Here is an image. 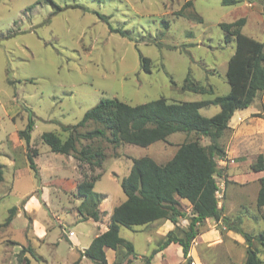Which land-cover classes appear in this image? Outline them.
Returning <instances> with one entry per match:
<instances>
[{"label": "rangeland", "instance_id": "obj_1", "mask_svg": "<svg viewBox=\"0 0 264 264\" xmlns=\"http://www.w3.org/2000/svg\"><path fill=\"white\" fill-rule=\"evenodd\" d=\"M248 2L254 8L259 5L256 0L231 5L221 0H0V264H24L18 255L28 246L32 250L23 255L29 264H74L79 250L107 228L114 206L125 199L120 180L129 173L132 159L149 156L164 163L181 142L195 138L193 133L175 132L145 147H113L101 141V168L84 169L98 175L94 191L103 196L98 204L102 217L95 222L80 221L77 212L81 198L76 188L82 175L76 160L51 151L40 135L54 131L66 136L62 126L75 124L101 98L134 105L159 97L183 102L226 94L225 73L235 40L225 41L220 23L246 16L241 31L264 40L262 18L251 13ZM140 56L148 58V70L142 68ZM189 82L211 90L183 89ZM254 107L250 122H236L219 139L224 153L215 157L216 197L228 220L197 223L190 264H244V238L229 227L239 223L253 235L264 230V207L256 205L264 170L250 168L259 154L264 156V118L257 116L264 113V91L254 99ZM218 111L217 105L199 110L204 116ZM29 118L34 122L29 146L36 150V177L26 157V142L18 134ZM199 141L209 143L204 136ZM180 204L184 216L175 232L183 236L191 213L186 200ZM13 206L11 221L4 224ZM157 231L159 227L154 230L151 225L120 226V236L134 245L135 263L155 248L161 239ZM254 247L264 262V250L257 242ZM123 252L106 249V264ZM79 264L92 262L82 257ZM155 264L187 261L171 245Z\"/></svg>", "mask_w": 264, "mask_h": 264}, {"label": "trees", "instance_id": "obj_2", "mask_svg": "<svg viewBox=\"0 0 264 264\" xmlns=\"http://www.w3.org/2000/svg\"><path fill=\"white\" fill-rule=\"evenodd\" d=\"M256 1L262 6L261 17L264 24V0ZM221 2L231 5L237 0ZM100 17L105 19L103 15ZM245 20V17H239L230 23H220L225 32V41H230L232 37L235 40L234 52L228 59L225 73L229 84L226 94L206 100L183 102H169L166 98L159 97L134 105L117 98H101L75 124L62 126L67 132L66 136L61 137L54 131L40 135L42 142L51 151L71 155L76 160L82 175L76 188V195L81 198L77 207L80 221H99L102 217L98 204L103 196L94 191L98 175H88L84 171L85 168L90 172L101 168L105 159L101 141L113 147L126 143L145 147L156 141H166L167 136L175 132L195 135V138L181 142L173 156L164 163H158L149 156L132 159L129 173L120 180L125 199L114 206L106 230L93 237L86 248L79 250L74 264H79L82 257L91 260L92 264H106V249L124 250L112 264H138L133 260L136 257L134 245L120 236V226L133 229L162 220H170L176 225L178 219L184 216L181 199L190 205L191 218L187 231L179 236L175 228L169 230L139 264H150L154 254L171 243L182 247L183 257L190 264L188 253L191 241L198 233L197 223L209 218L227 222L228 219L218 207V186L214 178L217 170L215 157L224 153L219 139L229 129L228 122L233 113L250 106L256 96L264 91V40L259 41L241 31ZM113 30L121 35L126 34L121 29ZM140 59L142 68L148 70V58L140 56ZM185 81L188 82L189 78L186 77ZM182 88L200 93L211 90L193 82ZM209 105L219 106V111L212 116L202 115L199 110ZM257 116L264 118V113ZM33 125V119L29 118L18 134L26 142V157L36 177L37 167L33 160L36 150L29 146ZM201 136L209 139L207 145L200 143ZM1 166L0 164V180ZM250 168L253 171L264 170L263 154L258 155ZM258 182L256 205L261 208L264 207V176ZM15 209V206L9 209L4 224H9ZM229 228L244 238L247 246L244 264H264L258 256L259 250L254 247V242H257L264 250V230L253 235L244 231L239 223ZM25 250L31 251L32 247H22L18 258H23L24 264H29V260L23 255Z\"/></svg>", "mask_w": 264, "mask_h": 264}, {"label": "crops", "instance_id": "obj_3", "mask_svg": "<svg viewBox=\"0 0 264 264\" xmlns=\"http://www.w3.org/2000/svg\"><path fill=\"white\" fill-rule=\"evenodd\" d=\"M252 6L253 5V2H248V5L247 6ZM261 9H262V6H261V4L259 3V5L257 6V8H254V5H253V8H251V13L252 12H256V13H258V16H260V20H261ZM246 17V16H245ZM246 21H248V17H246ZM263 22V21H262ZM249 36H251V35H249ZM251 37H253V36H251ZM255 110H256V107H254V101H253V103L250 105V106H248L247 108H244V109H238V110H236L234 113H233V115H232V117L230 118V120H229V122H228V126L230 127V128H235V126H236V122H242V121H247V123L248 122H250V121H248L249 119L251 120V115L252 114H254L255 113ZM264 124V123H263ZM181 200H183V199H181ZM180 219V218H179ZM178 219V221H180ZM178 221H177V223L176 224H178ZM96 222V221H95ZM148 225H151V229H156V227H159V229L161 230V231H157L159 234H157L159 237H162L163 235H165L169 230H171V229H174L175 228V224L173 223V222H171L170 220H162V221H155V222H152V223H150V224H148ZM148 225H144V226H137V227H139V228H144L145 226H148ZM157 225V226H156ZM156 226V227H155ZM153 227V228H152ZM136 228V227H135ZM106 230V229H105ZM104 230H102V231H100L99 233H101V232H103ZM99 233H95L94 234V236L93 237H95L97 234H99ZM148 235H150V234H148ZM151 236V235H150ZM91 242V241H90ZM89 245V244H88ZM171 245H176L177 246V248H178V250H179V252L181 253V254H183V252H182V247L179 245V244H175V243H171V244H169L167 247H165L164 249H162V250H160V251H158V252H156L155 254H154V256L152 257V259H151V261H150V264H155V261L157 260V261H159V260H163L164 258H165V256H166V251L169 249V247L171 246ZM87 247V246H86ZM86 247H83L82 249H84V248H86ZM156 247V246H155ZM154 249V248H153ZM191 254H192V256H194V254H195V250H193V252L191 251V250H189V253H188V255L189 256H191ZM157 258H159V260L157 259ZM184 258V257H183ZM185 259V258H184Z\"/></svg>", "mask_w": 264, "mask_h": 264}, {"label": "built area", "instance_id": "obj_4", "mask_svg": "<svg viewBox=\"0 0 264 264\" xmlns=\"http://www.w3.org/2000/svg\"><path fill=\"white\" fill-rule=\"evenodd\" d=\"M193 264V263H192Z\"/></svg>", "mask_w": 264, "mask_h": 264}]
</instances>
